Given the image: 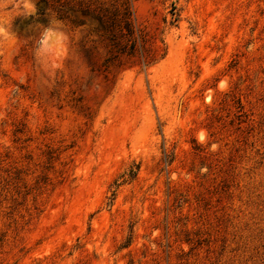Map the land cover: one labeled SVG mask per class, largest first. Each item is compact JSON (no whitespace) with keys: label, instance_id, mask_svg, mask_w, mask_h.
I'll return each mask as SVG.
<instances>
[{"label":"rangeland","instance_id":"obj_1","mask_svg":"<svg viewBox=\"0 0 264 264\" xmlns=\"http://www.w3.org/2000/svg\"><path fill=\"white\" fill-rule=\"evenodd\" d=\"M0 264H264V0H0Z\"/></svg>","mask_w":264,"mask_h":264},{"label":"clouds","instance_id":"obj_2","mask_svg":"<svg viewBox=\"0 0 264 264\" xmlns=\"http://www.w3.org/2000/svg\"><path fill=\"white\" fill-rule=\"evenodd\" d=\"M37 54H39V50H38V53Z\"/></svg>","mask_w":264,"mask_h":264}]
</instances>
